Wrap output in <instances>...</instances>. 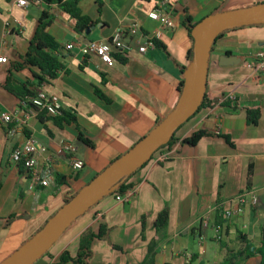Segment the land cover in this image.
<instances>
[{"label": "crops", "instance_id": "obj_1", "mask_svg": "<svg viewBox=\"0 0 264 264\" xmlns=\"http://www.w3.org/2000/svg\"><path fill=\"white\" fill-rule=\"evenodd\" d=\"M160 1L78 0L80 13L96 21L87 35L80 36L73 32L72 20L54 6L17 8L14 0H0V57L6 59L0 65V81L10 63L25 53L41 12H48L52 22L47 31L58 45L57 58L63 69L36 91L55 96L61 112L71 114L75 120V124H61L43 113L35 116L30 110L18 109L14 98L0 89V115L19 110L13 136L6 137L0 123V262L31 238L61 208L65 197L79 192L145 137L156 120L164 119L177 106L179 69L175 65H187L189 49L182 26L185 15L196 24L217 12L264 3L166 0L165 12L173 27L162 29L158 21L146 17L160 6ZM131 22L164 50L154 46L139 54L132 45L131 51L122 56L123 63L114 62L109 68L95 57L80 54V46L90 41L106 44L117 27ZM67 45L70 49L64 50ZM258 53H264V26L233 28L216 38L208 53L205 92L217 104L231 96L233 99L226 102L236 109L215 105L185 121L175 131L177 142L173 146L156 151L126 179L131 190L125 193L124 201L116 202L112 194L101 198L64 230L47 256L36 262L56 263L63 252L74 256L79 235L86 230L96 234L103 226L108 229L109 243L119 250L94 239L90 264H138L147 243L155 237L153 223L163 208L167 209L166 238L156 249L154 264H217L229 252L242 249L238 234L257 246L264 214V75H252L242 64L253 63ZM11 74L32 85L25 71ZM93 88L109 103L99 100ZM248 107L259 111L255 125L245 122L244 109ZM196 131L212 136L193 146L180 144ZM78 134L90 145L80 142ZM214 135H225L232 147ZM26 138L44 149L34 155V171L42 175L44 166L51 164L45 187L29 189L27 173L9 160L11 149ZM64 143L73 146V158L82 162L80 170L74 171L68 157L58 153ZM248 165L251 177L245 190ZM247 191L257 198L256 205L245 206L241 215L225 219L224 210L237 195ZM217 208L222 213L218 214ZM144 215L142 240L139 220ZM257 262L258 257H254L243 264Z\"/></svg>", "mask_w": 264, "mask_h": 264}, {"label": "trees", "instance_id": "obj_2", "mask_svg": "<svg viewBox=\"0 0 264 264\" xmlns=\"http://www.w3.org/2000/svg\"><path fill=\"white\" fill-rule=\"evenodd\" d=\"M41 4L45 7L54 6L60 12L68 16L73 22V32L77 35L83 36L84 32L93 25H95L96 23V21H92L88 17L83 16L80 13V10L78 9V0H41ZM51 22H52V16L48 12L45 11L41 12V14L39 15L36 21L34 32L31 38L27 42L25 53L21 56H18L16 61L10 63L9 67L5 72L4 78L0 81V89L5 93H7L8 95H10L12 98H14V100L18 104L17 106L18 108H22V106L28 108L30 105L27 103L26 99L34 95L36 89L40 86L41 83L54 80L57 72H60L63 69L61 63L57 58V53L59 49L58 45L54 42V40L48 34L47 31ZM194 25L195 24L191 23L190 18L187 15H185L182 21V26L186 31L187 40L189 43V49L186 53L187 64L191 60V56H192V38L190 36V31ZM252 26H264V23L260 25H252ZM229 30H225L213 38V40L209 45L208 53L209 51H211L214 40ZM153 43L154 46H157L162 50H164L163 47L160 46L155 40H153ZM111 59L113 62H117V63H123L124 61L122 56L118 53H112ZM175 66L178 67L179 69V81H178L177 89L179 92H181L182 80H183L182 73L186 66L185 67H181L177 65ZM78 70H81V66L78 67ZM21 71H25L28 74L29 78L32 81L31 82L32 85H28L26 82L18 81L11 74L12 72L18 73ZM93 93L99 100L103 101L104 103H109V100L98 89L93 88ZM215 105L224 106L230 108L231 110L236 109L234 106L230 107L226 101H222L221 103L217 104V101L211 100L206 95V92L204 90L201 102L195 113L190 118L196 115L199 111L211 109ZM244 116H245L246 124L255 125L259 118V111L257 110V108L248 107L244 109ZM51 120L57 121L61 124H75L74 117L69 113H63V112H61V115L59 117L51 118ZM162 120L163 119L156 120L154 123V127H156ZM211 136L212 135L204 131H196L190 134L189 137H187L186 139L181 140L180 144L193 146L200 139ZM77 137L79 141L82 142L84 145L87 146L90 145V143L85 139L81 138L79 134ZM214 137L221 139L223 143L226 144L228 147H232L229 139L225 135H221V136L214 135ZM140 140H138V142ZM138 142H136L133 146H135ZM176 142L177 140L175 138V132H174V134L169 139V141L166 144L160 146L156 151L160 149H169ZM121 156L117 157L110 164H112ZM146 163H144L141 167H143ZM17 169L18 170L22 169L20 164L17 166ZM129 176L123 177L117 183V186L114 189V191L108 195L111 194L124 195L127 191L131 190V185L125 184V181ZM250 177H251V167L248 165L245 170V184H246L245 190L248 189L250 183ZM220 190H221V185L218 186L217 188L216 201H215L216 203ZM73 196L74 195L65 197L63 200V204L68 202ZM217 212L218 214L222 213L220 208H217ZM145 219H146V215L141 216L139 220V225H140L139 234H140V239L142 240H143L142 234L144 231ZM44 224L36 232H38L44 226ZM166 224H167V209L163 208L156 215L153 223V232L155 237L147 243L145 255L138 264H154L156 249L158 245L161 242H163L166 238V234H165ZM4 226H7V222H5ZM94 239L107 243V245H109L114 250L117 251L119 250L117 247L109 243L108 229H105V227L100 226L96 234L92 233L90 230H86L79 235L78 246L74 256L71 257L68 255V253L63 252L58 257L56 263L53 264H67V263L90 264V259L92 256L90 250V244ZM237 241L242 245V249L237 252H229L217 264H243L245 261L254 257H258L257 264H264V214L262 216L261 223L258 228L257 246H254L250 241L246 240L244 236L241 234H238ZM47 252L48 250L41 257L47 256L48 255Z\"/></svg>", "mask_w": 264, "mask_h": 264}, {"label": "water", "instance_id": "obj_3", "mask_svg": "<svg viewBox=\"0 0 264 264\" xmlns=\"http://www.w3.org/2000/svg\"><path fill=\"white\" fill-rule=\"evenodd\" d=\"M263 23L264 3L217 12L196 23L190 31L192 56L182 73V89L177 106L135 146L92 178L38 232L0 264H33L76 218L113 192L123 177L131 175L146 163L197 110L205 90L208 48L213 38L225 30ZM92 28L86 30L84 35Z\"/></svg>", "mask_w": 264, "mask_h": 264}, {"label": "built area", "instance_id": "obj_4", "mask_svg": "<svg viewBox=\"0 0 264 264\" xmlns=\"http://www.w3.org/2000/svg\"><path fill=\"white\" fill-rule=\"evenodd\" d=\"M105 2L108 0H98ZM14 4L17 8H24L28 5L39 6L41 0H14ZM166 0L160 1V6L151 12L146 17L152 21H158L160 28L171 29L173 27L168 15L165 12ZM154 39L146 38L145 35L140 31L138 24L131 22L127 25H120L117 27L107 40L106 44L100 42L90 41L79 47V52L83 57H95L101 64L106 67H111L114 63L111 59L112 53H118L121 56L129 53L132 49V45L135 46L136 51L139 54H143L147 49L154 48ZM70 45L64 47V50H69ZM6 59L0 57V65L5 63ZM242 66L249 70L252 75H264V53H258L254 57V62H245ZM233 98L227 96L222 101H231ZM27 100L30 105L28 108L22 106V108L30 110L35 116L43 113L47 117L57 118L61 115V109L57 102V98L51 94H47L42 90H38L34 95ZM19 110H16L13 114H1L0 123L4 125V134L6 137H11L15 134L17 128L15 126L16 115ZM23 123V122H21ZM24 124V123H23ZM44 149L39 146L33 139L26 138L22 143L14 146L9 153V160L12 164L18 166L27 173L29 189L40 186L45 187L47 182L46 178L51 172V164L47 163L42 171V175H39L34 171V155L43 152ZM58 153L62 156L68 157L71 168L74 171H78L82 168V162L78 159L73 158L74 153L73 146L69 144H61ZM124 195H115L114 200L116 202H122L125 200ZM257 198L252 192H242L236 196L229 207L223 212L225 219L232 218L234 216L241 215L245 206H255ZM217 229V228H216ZM218 229L215 230L217 234ZM218 234L216 239H218Z\"/></svg>", "mask_w": 264, "mask_h": 264}, {"label": "rangeland", "instance_id": "obj_5", "mask_svg": "<svg viewBox=\"0 0 264 264\" xmlns=\"http://www.w3.org/2000/svg\"><path fill=\"white\" fill-rule=\"evenodd\" d=\"M189 245H190V242H189ZM192 248H193V250H196L195 245H192ZM36 261H37V260H36ZM36 261H35L33 264H36V263L38 262V261H37V262H36ZM37 264H39V263H37Z\"/></svg>", "mask_w": 264, "mask_h": 264}]
</instances>
